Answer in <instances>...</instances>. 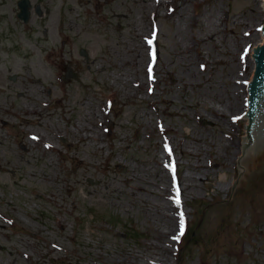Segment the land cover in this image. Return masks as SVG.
Instances as JSON below:
<instances>
[{"label": "rangeland", "instance_id": "374dc122", "mask_svg": "<svg viewBox=\"0 0 264 264\" xmlns=\"http://www.w3.org/2000/svg\"><path fill=\"white\" fill-rule=\"evenodd\" d=\"M17 1L0 0V264H264V160L228 190L253 46L235 39L259 33V0H30L27 24Z\"/></svg>", "mask_w": 264, "mask_h": 264}, {"label": "water", "instance_id": "95a60500", "mask_svg": "<svg viewBox=\"0 0 264 264\" xmlns=\"http://www.w3.org/2000/svg\"><path fill=\"white\" fill-rule=\"evenodd\" d=\"M264 9V0H261ZM18 17L23 21L29 18V0H21L18 4ZM261 29L264 27V13L261 18ZM260 46H251L249 68L244 82L246 111L238 117L246 119V123H238L243 137L237 135L238 153L233 159V180L228 190L239 188V179L256 171L258 163L264 160V32H259ZM260 55V56H259ZM70 76V75H69ZM247 100V101H246ZM227 190V191H228ZM227 192L217 202H225Z\"/></svg>", "mask_w": 264, "mask_h": 264}, {"label": "bare ground", "instance_id": "6f19581e", "mask_svg": "<svg viewBox=\"0 0 264 264\" xmlns=\"http://www.w3.org/2000/svg\"><path fill=\"white\" fill-rule=\"evenodd\" d=\"M255 10L257 11L256 13H251V15H252V17H248V19L250 18H259L260 16H263V13H264V9H263V6H262V3H261V0H259V5H258V7H256L255 8ZM259 26V25H258ZM215 28H217L218 29V27H215ZM249 28H250V26H249ZM217 30H213V28L211 29V27H209V28H206L205 29V33H204V36L202 37V38H200L199 39V41H202V42H211V43H213L214 45H216L217 44V38H218V36H216L217 35V32H216ZM245 32V36L247 37V40L246 39H240V38H236L235 40H236V42L237 43H247V44H252L253 46H260V39H259V33H251V30H245L244 31ZM252 36V37H249V36ZM248 37L249 38H251V39H248ZM257 38H258V40H257ZM246 40V41H245ZM250 46V45H249ZM234 86V92H233V96L231 97V99H233L234 101H235V104L233 105V106H235V107H238V105H239V102H238V100H237V98L236 97H238L240 94H241V87H238V86H235V85H233ZM229 98V97H228ZM57 103H59V101H57ZM232 105V104H231ZM231 105H226V107H231ZM222 111L223 110H221V112L219 111V110H215V113L219 116V115H221V117L219 118V119H223V113H222ZM68 130H69V128H65L64 130H59L58 132L59 133H61L62 135H64V136H67V132H68ZM74 132L76 131H79L80 133H81V135H79V133H77V137H78V142H83L85 139H86V137H87V135H88V137L89 138H91V137H99V135L97 134V133H89V132H85V129L83 128V126H81V125H78L77 127H76V129H74L73 130ZM35 135V134H34ZM37 137V136H36ZM229 143V142H228ZM229 144H232V143H229ZM52 148H55V145L54 144H52ZM76 161L77 162H82V159H78V158H75V159H73V164L76 166L77 164H76ZM216 165H219L220 166V164L219 163H216ZM221 165L222 166H224V164H222L221 163ZM201 166V165H200ZM78 184V181H75V182H73V183H70V182H67V186L69 187L68 188V191H69V193H72L74 190H75V188H76V185ZM131 186H133V183L131 184ZM165 188H166V186H165ZM134 191H136V192H138V191H145V189L144 188H142V187H139V186H134V189H133ZM164 190H166V189H163V191ZM135 195H137V193H135L134 194V196ZM147 206L148 204H147V202H144V204H143V206ZM60 208H62V206H60ZM167 211H169L170 212V209H167ZM163 213V212H162ZM164 214V213H163ZM167 222L164 224V228H165V231H164V229L161 231V232H159L160 233V237H162V238H167V234H168V232L172 229V227L175 225V216L172 214V215H168L167 216ZM59 225H60V227L62 228L63 227V223L62 222H60L59 221ZM152 245V244H151ZM150 248H154V247H150ZM160 257H162V258H164V256H163V253L161 254V255H159ZM165 257L166 258H168V256H167V251H165Z\"/></svg>", "mask_w": 264, "mask_h": 264}, {"label": "snow or ice", "instance_id": "6c2138e0", "mask_svg": "<svg viewBox=\"0 0 264 264\" xmlns=\"http://www.w3.org/2000/svg\"><path fill=\"white\" fill-rule=\"evenodd\" d=\"M153 35H155V33H153ZM149 44L152 43V41H148ZM152 69L151 67H149V73H151ZM150 79H151V76H150ZM33 139H35V137H33ZM177 204H179V199H177L176 201ZM184 234V219H183V215H181V220H180V232H179V235H183ZM174 239H178V237H174Z\"/></svg>", "mask_w": 264, "mask_h": 264}, {"label": "flooded vegetation", "instance_id": "af4514ba", "mask_svg": "<svg viewBox=\"0 0 264 264\" xmlns=\"http://www.w3.org/2000/svg\"><path fill=\"white\" fill-rule=\"evenodd\" d=\"M30 10H31V8H30Z\"/></svg>", "mask_w": 264, "mask_h": 264}]
</instances>
